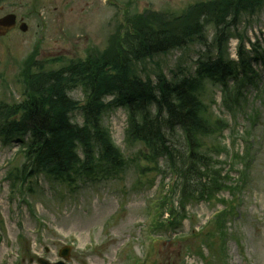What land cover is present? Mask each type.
<instances>
[{"label":"rangeland","instance_id":"rangeland-1","mask_svg":"<svg viewBox=\"0 0 264 264\" xmlns=\"http://www.w3.org/2000/svg\"><path fill=\"white\" fill-rule=\"evenodd\" d=\"M19 1L22 9L17 14L19 17L28 14L25 23L29 29L27 32L18 29L0 40V104L23 99L22 74L28 60L33 71L40 72L60 69L89 55L111 53L119 46L117 37L125 35L121 23L129 19L117 6L106 5L105 0H37L41 15L36 17L28 13L31 0ZM201 1L209 0L156 1L154 7L164 14L180 15ZM10 10L7 8L5 13ZM140 11L137 9L135 13ZM133 18L143 20L141 16ZM244 27L245 23L241 25L242 32L247 29ZM206 28L212 39L213 27L206 25ZM248 31L247 39L252 43L259 41L264 47V12ZM237 45V40L230 43L234 59ZM180 55L181 52L170 55L166 64L170 67L176 64ZM192 56L196 59L194 51ZM263 62H254L261 71V82L259 88L248 90L250 104L236 117L237 126L232 124L238 131L223 129L221 135L209 140L214 147H228L217 160L224 173L229 171L234 183L240 172H247L246 183L237 192L239 203L234 204L233 196L227 191L218 194L217 201H198L189 206L190 215L183 225L174 230L164 228L160 236L151 232L154 236L148 240L150 216L157 214V205L167 192L160 193L158 187L167 186L170 178L149 172L142 174L137 169L133 157L144 148L125 143L127 114L123 108H110L104 116V124L126 159L123 169L107 175L100 172L84 176L71 185L62 178L57 181L40 176L38 184L27 193L26 202L16 193L11 195V184L6 180L12 171L9 163L21 162L22 151L18 154L16 143L4 145L0 140V264H37L39 258L55 263L60 260V251L67 247L70 248L67 264H142L148 251L146 264H264ZM38 64L41 68L35 67ZM221 92L220 85L209 82L204 100L212 107L213 116L231 123L234 117L221 106ZM70 96L84 105V93L80 89ZM111 100L108 97L105 101ZM251 111L255 119L248 123L245 113ZM71 119L79 125L84 122L80 112L73 113ZM247 129L249 137L236 136L239 133L244 136ZM248 147L249 151L243 152ZM232 148L243 153V162L230 159ZM16 154L20 158H15ZM222 199L234 204L226 222L227 241L222 248V242L213 238L209 249L207 240L215 233V227L205 226L217 211L225 208ZM161 219V216L157 218L156 223ZM202 227L206 234L200 233ZM192 233L198 236L194 238Z\"/></svg>","mask_w":264,"mask_h":264},{"label":"trees","instance_id":"trees-1","mask_svg":"<svg viewBox=\"0 0 264 264\" xmlns=\"http://www.w3.org/2000/svg\"><path fill=\"white\" fill-rule=\"evenodd\" d=\"M263 12L264 0H212L179 18L132 21L133 32L119 35V46L111 53L59 70L25 67L24 100L0 107V138L19 143L25 158L8 178L16 183L46 174L73 180L123 169L126 159L104 124L108 109L123 108L128 114L126 144L143 145L147 152L142 160L155 172H162L163 159L181 183L182 210L196 196L209 199L222 190L233 192L236 187L222 184L228 177L222 178L210 158L213 148L226 150L209 140L228 124L213 116L204 96L211 82L221 86L225 110L238 116L248 108V90L261 82L254 62L264 61V47L249 41L247 34ZM244 23L247 31L242 32ZM206 25L215 32L210 41ZM231 40L238 41L237 61L231 58ZM176 52L181 55L170 67L165 61ZM76 88L85 95L83 106L69 97ZM75 112L82 113L83 125L72 122ZM245 114L254 122L252 111ZM177 212L175 207L170 211L174 217ZM226 216L218 217L221 238ZM178 219L183 220L182 212Z\"/></svg>","mask_w":264,"mask_h":264},{"label":"flooded vegetation","instance_id":"flooded-vegetation-1","mask_svg":"<svg viewBox=\"0 0 264 264\" xmlns=\"http://www.w3.org/2000/svg\"><path fill=\"white\" fill-rule=\"evenodd\" d=\"M105 4H121L125 11L127 12H135V10L142 9L139 13H152L155 9L156 1L159 3L164 0H105ZM11 9L5 13L6 9ZM18 9H22V3L19 0H0V20L3 19L6 15H15L16 27L14 30H8L6 26L0 25V40L5 39L11 33L19 29V26L27 19L28 14H24V16L19 17L17 14ZM29 16H37L38 8H37V0H31L30 5L28 7ZM22 15V14H21ZM29 29V28H28ZM28 31V30H27Z\"/></svg>","mask_w":264,"mask_h":264},{"label":"water","instance_id":"water-1","mask_svg":"<svg viewBox=\"0 0 264 264\" xmlns=\"http://www.w3.org/2000/svg\"><path fill=\"white\" fill-rule=\"evenodd\" d=\"M62 254H63L64 256H66V257L68 256L67 252H63ZM60 264H63V263H60Z\"/></svg>","mask_w":264,"mask_h":264}]
</instances>
